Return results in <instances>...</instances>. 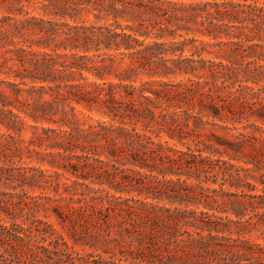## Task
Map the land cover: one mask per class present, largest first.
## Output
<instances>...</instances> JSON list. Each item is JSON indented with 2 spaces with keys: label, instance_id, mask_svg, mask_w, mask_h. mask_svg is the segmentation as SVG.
Returning <instances> with one entry per match:
<instances>
[{
  "label": "trees",
  "instance_id": "obj_1",
  "mask_svg": "<svg viewBox=\"0 0 264 264\" xmlns=\"http://www.w3.org/2000/svg\"><path fill=\"white\" fill-rule=\"evenodd\" d=\"M37 189L92 264H264V0H0V264L70 256Z\"/></svg>",
  "mask_w": 264,
  "mask_h": 264
},
{
  "label": "rangeland",
  "instance_id": "obj_2",
  "mask_svg": "<svg viewBox=\"0 0 264 264\" xmlns=\"http://www.w3.org/2000/svg\"><path fill=\"white\" fill-rule=\"evenodd\" d=\"M262 1L263 0H258V2ZM84 18L89 21L93 20L91 14L85 15ZM29 193L34 196H41V199L38 200L39 206L36 208V217L44 222L51 223L65 237L69 245L72 246V249L69 251L70 256L65 257V262L61 264H92L91 262L93 260L98 258H105L108 256L102 253L101 249L91 247L90 240H88V243L79 242L77 244H73V242L66 235L65 231L58 225L55 217L53 216L52 211L47 209L50 208L52 204L47 203L45 197H55L54 193L50 189H37L34 192L30 191ZM245 237L253 242L261 244V246L264 248V235H261L259 232H253L250 235H246Z\"/></svg>",
  "mask_w": 264,
  "mask_h": 264
}]
</instances>
